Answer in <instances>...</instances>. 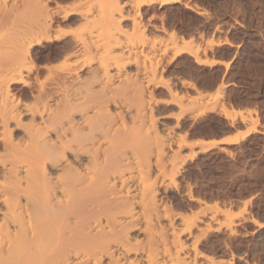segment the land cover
<instances>
[{"label":"bare ground","instance_id":"obj_1","mask_svg":"<svg viewBox=\"0 0 264 264\" xmlns=\"http://www.w3.org/2000/svg\"><path fill=\"white\" fill-rule=\"evenodd\" d=\"M224 1L0 0V264H264V0Z\"/></svg>","mask_w":264,"mask_h":264},{"label":"rangeland","instance_id":"obj_2","mask_svg":"<svg viewBox=\"0 0 264 264\" xmlns=\"http://www.w3.org/2000/svg\"><path fill=\"white\" fill-rule=\"evenodd\" d=\"M221 1H222V0H221ZM228 2H229V4H231L232 8H231V6H229V4H227V6H228L229 8L226 6V3H228ZM228 2H225V1H224V3H223V2H220V4L217 3V4L215 5V10H214V11H215V14L218 12V13H217L218 16H216V15H217V14H216L215 17L219 18L220 13L222 14V13L224 12V11H223V9H224L225 11L227 10L228 13H230L231 16H233V15L235 16V12H238V13H237L238 15L236 14V17H239V19H240V18H241V15H242V12H241L242 10L239 9V8H237V3H236L234 0H229ZM232 2H234V3H232ZM222 3L224 4L223 6L221 5ZM233 5H234V6H233ZM235 5H236V6H235ZM218 6H220V7H218ZM222 7H224V8H222ZM225 7H226L227 9H225ZM234 7H235V10H233ZM217 8H219V9H217ZM230 9H231L232 11H231ZM237 9H239V10L237 11ZM216 10H218V11H216ZM231 13H232V14H231ZM213 14H214V13H213ZM257 15H259V13H258ZM257 15H256V16H257ZM261 15H262V16H261ZM256 16H255V17H256ZM215 17H213V18H215ZM252 17H253V16H252ZM258 20H259L260 22H259ZM254 21H255V22H254ZM256 21H257L259 24H258ZM245 22H247V21H245ZM254 23H256V25H255ZM260 24H261V25H260ZM245 25H246V23H245ZM245 25H244V28L247 29V31L254 32L255 34L257 33L256 36L261 37V38L264 39V12L260 13V17L258 16V17L255 18V20H253L251 23H249V24L247 23L246 27H245ZM258 25H260V26H258ZM251 26H252V28H254V27L256 26V27H255L256 29H255V28L252 29ZM248 27L251 28V30H249ZM258 27H260V28H258ZM257 28H258V29H257ZM256 30H257V31H256ZM259 33H260L261 36L259 35ZM247 67H248L249 69H248ZM246 68H247V70H246V72L244 71V74H248V75H249V74L253 75V74H255V73L257 72V70H258V67H256L255 65H252V64H251V68H250V64L247 65ZM246 68H245V69H246ZM252 68H253V69H252ZM249 70H250V71H249ZM252 72H253V74H252ZM242 105L246 107V106L250 105V103H248V105H247L246 101H244V103H242ZM242 105H241V106H242ZM251 106H252V104H251L250 106H248V107H251ZM252 107H253V106H252ZM257 109H258L257 112L260 114V115H259V117H260V120H259V121H260V124H261L262 122H264V119H263V118H264V104L261 105L260 108H257ZM261 116H262L263 118H262ZM218 126H219V127H218ZM214 128H215V129H214ZM212 129H213V131H212L211 128H210V130L207 129V130H203V131H201V132H202V133L217 134V135H219V134H220V131H221V132L223 131L221 125H214V126L212 127ZM218 129H219L220 131H219ZM211 131H212V132H211ZM262 173H263V175H264V172H262ZM262 173H261L260 176H261V179H262V181H263V180H264V177L262 176ZM222 175H223V174H220V176H222ZM258 176H259V174H258ZM258 179H259V177H258ZM210 191L213 192L212 189H210ZM213 194L215 195V192H213ZM263 213H264V210L262 211V214H263ZM263 215H264V214H263Z\"/></svg>","mask_w":264,"mask_h":264}]
</instances>
